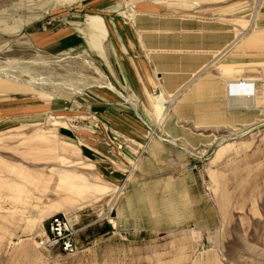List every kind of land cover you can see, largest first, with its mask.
<instances>
[{
  "label": "rangeland",
  "instance_id": "374dc122",
  "mask_svg": "<svg viewBox=\"0 0 264 264\" xmlns=\"http://www.w3.org/2000/svg\"><path fill=\"white\" fill-rule=\"evenodd\" d=\"M144 12L217 20L234 38L178 91L142 94L111 29ZM184 152L187 174L170 159ZM62 213L78 219L73 254L40 244ZM0 264H264V0H0Z\"/></svg>",
  "mask_w": 264,
  "mask_h": 264
},
{
  "label": "crops",
  "instance_id": "0c3cea01",
  "mask_svg": "<svg viewBox=\"0 0 264 264\" xmlns=\"http://www.w3.org/2000/svg\"><path fill=\"white\" fill-rule=\"evenodd\" d=\"M88 24L100 34L105 30L107 32L106 26H104L105 23L101 17H91ZM111 34L119 48L118 50L122 51L123 48H126L129 50L126 52L134 57L143 79L139 77L135 68L136 66L132 64L133 62H129L128 64L131 67L134 78L132 86L142 94H145L148 89H157L163 94L178 91L190 77L208 63L214 53L224 49L234 38L232 30L221 26L217 20L188 19L145 12L131 17L124 23L122 20H117V23L111 29ZM87 45L90 48V44L87 43ZM100 50L103 51V47L100 46ZM220 86L224 89V85L220 84ZM121 96L125 100H130L122 94ZM155 98L157 97L153 99L148 97L150 105L153 104ZM186 102H189L187 96L185 99H182L180 104H186ZM132 103L136 108V102ZM107 107L101 106L98 108L103 111L101 112V116L104 119L111 120L116 125L121 124L118 123L121 121L129 126H125V128L131 134L145 136V129L137 126L138 121L135 116L119 108H116L115 112H109V108ZM180 117L186 119L187 115L180 113ZM163 131L165 134L176 137L180 142H186L191 146L200 145L203 141L200 129L174 127L164 128ZM162 144L165 145L166 143L162 142ZM149 146L156 147L160 145L159 143H155V141H151ZM91 150L90 148L89 153L94 154ZM96 150L98 149L96 148ZM172 154L174 153H168L167 156H172ZM182 155L181 157L173 155L177 159L170 158L174 161L177 160L175 161L178 164L175 166L176 168L179 166L181 169L187 164L195 162V159L192 157L187 159L185 152ZM153 157L156 158L157 156L154 155ZM141 159L142 157L139 161ZM189 172L193 171L185 173ZM176 174L174 176L175 180L180 179L178 170Z\"/></svg>",
  "mask_w": 264,
  "mask_h": 264
},
{
  "label": "built area",
  "instance_id": "2783aa9c",
  "mask_svg": "<svg viewBox=\"0 0 264 264\" xmlns=\"http://www.w3.org/2000/svg\"><path fill=\"white\" fill-rule=\"evenodd\" d=\"M196 169V164H187L188 171ZM77 230L76 215L54 214L49 219L47 231L40 244L46 250H59L65 254H73L77 248Z\"/></svg>",
  "mask_w": 264,
  "mask_h": 264
},
{
  "label": "bare ground",
  "instance_id": "6f19581e",
  "mask_svg": "<svg viewBox=\"0 0 264 264\" xmlns=\"http://www.w3.org/2000/svg\"><path fill=\"white\" fill-rule=\"evenodd\" d=\"M247 83H249V84H247ZM233 84H240L243 87L242 89H244V91H245V93H244L245 96L242 98L243 100L255 97L254 96L255 95V90H256L255 84L254 83H250V80H241V81H238V82H233ZM251 85L253 86V88H251L252 87ZM251 89H253V91H251Z\"/></svg>",
  "mask_w": 264,
  "mask_h": 264
},
{
  "label": "trees",
  "instance_id": "16d2710c",
  "mask_svg": "<svg viewBox=\"0 0 264 264\" xmlns=\"http://www.w3.org/2000/svg\"><path fill=\"white\" fill-rule=\"evenodd\" d=\"M107 227H109L108 225H106Z\"/></svg>",
  "mask_w": 264,
  "mask_h": 264
}]
</instances>
